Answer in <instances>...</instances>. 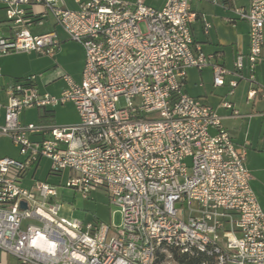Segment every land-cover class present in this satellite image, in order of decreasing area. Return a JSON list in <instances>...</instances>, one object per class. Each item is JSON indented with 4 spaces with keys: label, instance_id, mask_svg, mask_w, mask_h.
<instances>
[{
    "label": "built area",
    "instance_id": "2783aa9c",
    "mask_svg": "<svg viewBox=\"0 0 264 264\" xmlns=\"http://www.w3.org/2000/svg\"><path fill=\"white\" fill-rule=\"evenodd\" d=\"M192 1L166 0L154 9L141 1L76 0L70 10L62 0H0L17 28L10 39L0 37V54H55L54 32L32 35L24 27L36 5L84 51L81 80L63 75L58 96L38 93L34 76L3 89L0 136L24 159L0 158L2 255L19 264H184L180 258L198 255L205 257L200 264H264V213L249 184L246 147L232 142L211 107L183 91L188 69L218 57L194 43ZM235 1L209 0L248 24V52L235 56L232 70L211 64L212 84L222 87L231 76L228 95L245 82L248 101L264 99L254 82L264 0L246 7ZM65 103L75 106L78 124L18 120L24 108ZM222 106L238 115L231 103ZM43 158L52 175L69 170L64 187L83 198L102 189L120 209L121 225L68 220L59 216L56 187L36 180L21 186Z\"/></svg>",
    "mask_w": 264,
    "mask_h": 264
},
{
    "label": "crops",
    "instance_id": "0c3cea01",
    "mask_svg": "<svg viewBox=\"0 0 264 264\" xmlns=\"http://www.w3.org/2000/svg\"><path fill=\"white\" fill-rule=\"evenodd\" d=\"M121 1L129 4H135L141 1L146 6L154 9H161L166 0ZM62 2L67 9L75 10L78 8L76 0H62ZM234 4L236 6L246 7L248 0H237ZM191 9L197 16L191 26L194 43L201 48V51L205 55H218V57L214 58L210 62V65L204 67L200 71L195 68L188 69L183 83V91L188 96L199 99L203 104L211 107L221 118V126L229 135L232 142L235 145L246 147L244 165L251 177L249 184L264 213V99L257 96L253 101H248L246 95L250 85L242 82L238 83L233 95H228V81L232 78L231 76L226 77L225 85L222 87L215 88L212 84L213 71L211 64L217 63L227 70H232L235 56L238 53H242L243 55L247 54L248 24L245 21L237 20L231 11L219 5H214L209 2V0H193L191 2ZM43 11L44 8L41 5L32 7L30 15L26 16L24 27L28 29L32 35L54 32L59 40L55 54L53 56L37 55L38 57H33L35 60L29 66L31 69L24 73H19L14 68L19 67L16 58L17 55H11L12 53L0 54L1 104L6 103L5 95L2 93L3 89L16 81L26 78V76L35 77V87L37 91L39 90V85H43V87H47L46 89L48 91L43 94L58 96L65 88V83L60 74L58 76L57 69L58 67H64L60 63V59L63 55L67 56L66 53L70 46H73L71 53L77 56L76 68L71 70L70 75L75 82L81 80V72L84 64L83 48L78 43L71 41L54 23L51 16H43ZM205 24H209L207 32L205 31ZM16 29L17 28L14 27L11 22L7 21L4 6L0 3V37L10 39ZM257 68H259L260 71L264 70V67ZM60 78L62 81H57ZM223 101L231 103L234 109L237 110L238 115L233 116L230 109L224 108L222 106ZM37 109L39 123L53 125L49 121L54 118V110L49 107H37ZM45 111L49 112V116L44 117ZM3 116L4 109H1L0 124L3 123ZM19 119L20 114L18 120ZM209 131L212 132L210 133L212 135L216 133L215 129H210ZM40 161L28 168L21 180V186L30 187L35 180L41 181L34 178L36 170L40 166ZM32 168L33 171L30 175ZM29 178L32 179L31 182L24 186L23 183L28 181ZM4 256L5 255L0 253V263L3 262V264H8L3 260ZM5 257L6 259L8 258V256ZM15 262L19 264L16 260Z\"/></svg>",
    "mask_w": 264,
    "mask_h": 264
},
{
    "label": "rangeland",
    "instance_id": "374dc122",
    "mask_svg": "<svg viewBox=\"0 0 264 264\" xmlns=\"http://www.w3.org/2000/svg\"><path fill=\"white\" fill-rule=\"evenodd\" d=\"M72 50L73 46L68 47V52L66 53L67 56L63 55L61 57L60 63L64 67H58V76L60 74L61 77L65 75L71 78L70 72L71 70L76 68L75 66L77 64V56L71 53ZM11 55H17L16 58L19 67L14 68L19 73H24L30 70L31 67L29 66L35 60L33 57H38L37 53L27 51L12 52ZM257 67H264V54L256 63L254 70L255 87L257 86L260 89H264V70L260 71ZM57 81L60 82L62 81V79L60 78ZM46 88L47 87H43V85H39L38 92L40 94L46 93L48 92ZM49 108L54 110V118L52 120L50 119L49 121L54 126L63 127L76 125L79 123L78 112L72 103H67L63 105L59 104ZM19 121L22 124L39 123L37 107L34 106L24 108L20 113ZM209 133L212 132L209 131ZM4 156L17 160L24 159V157L21 156L19 153V148L14 145L9 138L5 136H0V157L2 158ZM186 162H189V159H187ZM50 166L51 163L48 159H41L40 166L36 170L34 178L41 181H46L47 183L57 188L58 195L56 197V200L61 205L59 216L68 220L76 219L84 222L85 224L97 222L113 227H119L121 225L120 209L116 206L109 204V199L102 189L95 188L88 194L87 198H83L81 193L76 192L73 189L64 187V184L69 177V170L63 171L62 174L59 176L52 175L49 174ZM32 171L33 168L31 169L30 175L32 174ZM31 180L32 179L29 178L28 181H25V183H23L24 186L31 182ZM3 260H5L8 264H16L15 260L9 256L7 259L4 256ZM0 264H3V262H1Z\"/></svg>",
    "mask_w": 264,
    "mask_h": 264
},
{
    "label": "trees",
    "instance_id": "16d2710c",
    "mask_svg": "<svg viewBox=\"0 0 264 264\" xmlns=\"http://www.w3.org/2000/svg\"><path fill=\"white\" fill-rule=\"evenodd\" d=\"M47 116H49V112L45 111L44 117H47ZM204 259H205V257L203 255H198L197 257L190 258V259H188L186 257L180 258L181 262H183L184 264H200Z\"/></svg>",
    "mask_w": 264,
    "mask_h": 264
},
{
    "label": "water",
    "instance_id": "95a60500",
    "mask_svg": "<svg viewBox=\"0 0 264 264\" xmlns=\"http://www.w3.org/2000/svg\"><path fill=\"white\" fill-rule=\"evenodd\" d=\"M20 208L21 209H24L25 208V204L24 203H21Z\"/></svg>",
    "mask_w": 264,
    "mask_h": 264
}]
</instances>
